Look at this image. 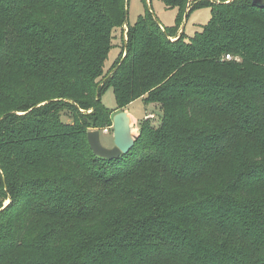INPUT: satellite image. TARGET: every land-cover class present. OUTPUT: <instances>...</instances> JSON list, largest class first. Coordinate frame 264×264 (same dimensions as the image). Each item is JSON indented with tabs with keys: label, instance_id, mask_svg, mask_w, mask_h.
<instances>
[{
	"label": "trees",
	"instance_id": "obj_1",
	"mask_svg": "<svg viewBox=\"0 0 264 264\" xmlns=\"http://www.w3.org/2000/svg\"><path fill=\"white\" fill-rule=\"evenodd\" d=\"M162 1L0 0V264H264V0ZM108 88L161 110L112 161Z\"/></svg>",
	"mask_w": 264,
	"mask_h": 264
},
{
	"label": "rangeland",
	"instance_id": "obj_2",
	"mask_svg": "<svg viewBox=\"0 0 264 264\" xmlns=\"http://www.w3.org/2000/svg\"><path fill=\"white\" fill-rule=\"evenodd\" d=\"M195 2H196L195 0H191L187 4L186 13L190 11L191 7ZM148 9L154 13V15L159 19V21L163 26L170 28L175 25L176 18L178 16V9L168 8L162 0H128V7H127L128 23L134 25L138 21L139 17L143 15ZM210 19H211L210 8L204 7L193 10L189 14L188 18H186L183 24L179 27L177 37H179L182 34L183 29L185 30L187 36L189 37L194 36L198 31L202 29L203 26L209 23ZM124 28H125L124 37L125 40H127V31H128L127 25H125ZM118 37H119V33L117 32V39ZM173 40H176V38H173ZM115 44L116 45L121 44V48H122V42L120 39H118ZM120 52L121 49L119 46H115V48H113L110 51L109 58L106 63L107 70H109L114 66V64L116 63V61L120 56ZM101 102L107 109L111 111L117 109L118 102L113 88H108L102 93ZM125 111H127L130 114L131 122L133 125V131L137 133H139L141 123L146 118H151L153 120L158 121L161 115V110L159 109L158 106L149 107L144 103V100L142 99L136 100L133 103H131ZM101 141L105 147L107 148L113 147L114 145L113 128L110 129V132L101 131Z\"/></svg>",
	"mask_w": 264,
	"mask_h": 264
},
{
	"label": "water",
	"instance_id": "obj_3",
	"mask_svg": "<svg viewBox=\"0 0 264 264\" xmlns=\"http://www.w3.org/2000/svg\"><path fill=\"white\" fill-rule=\"evenodd\" d=\"M264 7V3L260 5ZM184 31V29H183ZM114 145L107 148L101 141V131L94 130L88 133V142L94 154L109 161L119 159L128 154L136 144L139 133L133 131L131 117L127 111H120L113 116Z\"/></svg>",
	"mask_w": 264,
	"mask_h": 264
},
{
	"label": "built area",
	"instance_id": "obj_4",
	"mask_svg": "<svg viewBox=\"0 0 264 264\" xmlns=\"http://www.w3.org/2000/svg\"><path fill=\"white\" fill-rule=\"evenodd\" d=\"M226 59L229 60V59H231V57L228 55V56H226ZM110 129H112V127L106 128L103 131L104 132H110Z\"/></svg>",
	"mask_w": 264,
	"mask_h": 264
},
{
	"label": "crops",
	"instance_id": "obj_5",
	"mask_svg": "<svg viewBox=\"0 0 264 264\" xmlns=\"http://www.w3.org/2000/svg\"><path fill=\"white\" fill-rule=\"evenodd\" d=\"M118 112H120L119 110H114V114L113 115H115L116 113H118ZM130 115V114H129ZM131 117V116H130Z\"/></svg>",
	"mask_w": 264,
	"mask_h": 264
}]
</instances>
